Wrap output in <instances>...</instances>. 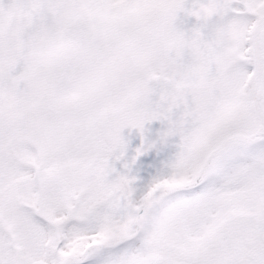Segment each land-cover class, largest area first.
<instances>
[{
	"label": "snow or ice",
	"instance_id": "6c2138e0",
	"mask_svg": "<svg viewBox=\"0 0 264 264\" xmlns=\"http://www.w3.org/2000/svg\"><path fill=\"white\" fill-rule=\"evenodd\" d=\"M0 264H264V0H0Z\"/></svg>",
	"mask_w": 264,
	"mask_h": 264
},
{
	"label": "rangeland",
	"instance_id": "374dc122",
	"mask_svg": "<svg viewBox=\"0 0 264 264\" xmlns=\"http://www.w3.org/2000/svg\"><path fill=\"white\" fill-rule=\"evenodd\" d=\"M179 23V22H177ZM182 26V21L179 23ZM153 154V153H152ZM152 154L143 155L140 159H137L136 163L132 166L133 175L140 177L135 183L138 187V190L147 184L148 180L153 174H155L157 167L163 162L165 156L158 152L156 156ZM130 159L131 157H127ZM117 169L123 170V163L120 161H115Z\"/></svg>",
	"mask_w": 264,
	"mask_h": 264
},
{
	"label": "flooded vegetation",
	"instance_id": "af4514ba",
	"mask_svg": "<svg viewBox=\"0 0 264 264\" xmlns=\"http://www.w3.org/2000/svg\"><path fill=\"white\" fill-rule=\"evenodd\" d=\"M181 21L184 26H189L192 23H195V17H188L183 13L181 15ZM157 123L158 121H152L146 123V135L149 138L155 139L158 134V128H157ZM124 135L126 138L129 139V147L127 154H135L136 147L141 143V137H140V132L139 129L136 128H125L124 129ZM176 138H171V140H175ZM153 150V149H152ZM175 150L174 144L170 142L169 145H166V151L167 152H172Z\"/></svg>",
	"mask_w": 264,
	"mask_h": 264
}]
</instances>
